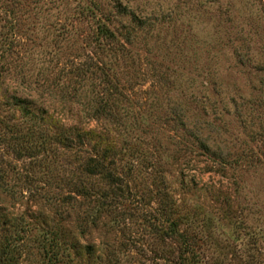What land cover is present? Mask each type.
<instances>
[{
	"label": "rangeland",
	"instance_id": "374dc122",
	"mask_svg": "<svg viewBox=\"0 0 264 264\" xmlns=\"http://www.w3.org/2000/svg\"><path fill=\"white\" fill-rule=\"evenodd\" d=\"M120 1L155 19L147 26L155 45L149 49L155 57H146L144 46L137 43L131 48L138 54L119 61L118 69L120 87L128 97L124 104L132 105L139 117L140 128L134 129L127 139L133 147L145 152L148 161L139 165L136 158L125 159L135 160L139 167L137 178L131 180L135 187L130 198L119 199L109 211L100 213L94 225L84 222L85 234L69 235L83 247L76 258L72 253L71 264H92L85 248L88 245L97 257L122 251L120 264H180L179 240L164 238L155 229L163 221L159 210L168 200L165 202L162 195V179L186 218L182 228L198 235L196 258L187 253L192 260L187 264H264V17L258 11L257 1ZM94 2L102 4L107 12L117 4L115 0ZM90 3L88 0H0V6L7 4L22 9L17 44L14 43L8 59L12 75H7V79L13 76L12 80L20 83V65H24L25 74L32 81L46 80L57 88L52 95L44 91V96L39 97L49 115L63 119L68 125L105 130L123 147L127 136L123 127L114 129L107 120L87 117L74 98L69 99L68 95L62 99L58 94L61 85L70 84V89L76 86L71 78L75 80L73 73L78 63L106 58L91 43L95 30L93 19L77 13L79 4ZM37 6H43L44 10L51 8L53 13L62 12L57 19L48 18L46 23V18L35 9ZM114 12L110 13L112 23L119 28L125 19ZM66 16L75 17L71 20L79 34L64 39L48 28L52 23L65 22ZM8 20L0 11V30L7 31L4 26ZM12 84L16 82L11 81ZM151 90L155 93L148 98ZM3 91L1 100L5 96ZM32 96H39L35 89ZM174 106L186 114L188 128L208 144L211 155L197 156L191 152L192 146L179 138L186 136V132L176 131L175 125L166 119ZM140 115L146 116L147 123L141 122ZM193 144L197 146L196 142ZM5 149L0 151V160L1 157L10 160L21 170H33L40 176L35 160H15L12 150ZM6 151L10 156L5 155ZM177 151L176 161L171 153ZM63 152L68 156L65 149ZM62 171L59 179L65 176ZM46 178L38 177L32 189L25 186V197L19 202L8 196L0 197L1 211L8 212L11 218L24 212L38 228L53 224L52 219L60 215L38 197V192L33 193L35 189L41 191ZM93 183L101 192L108 190L98 179ZM83 203L82 208L69 207L70 219L63 224L67 230L75 229L86 216L84 211L89 202L83 200ZM207 215L212 225L204 221ZM189 217L196 221L197 228L191 226ZM4 219L0 221V237L10 227L4 224ZM17 227L20 235V225ZM37 234L34 230L31 239L27 235L22 257L18 251L10 261L4 259L5 255L1 257L0 243V264H47L34 242ZM68 260L69 257L64 258L61 264H67Z\"/></svg>",
	"mask_w": 264,
	"mask_h": 264
},
{
	"label": "trees",
	"instance_id": "16d2710c",
	"mask_svg": "<svg viewBox=\"0 0 264 264\" xmlns=\"http://www.w3.org/2000/svg\"><path fill=\"white\" fill-rule=\"evenodd\" d=\"M88 1L91 3L79 4L77 13L81 17L93 19L95 30L91 35V43L102 55H106V58L85 61L82 64L78 63L73 73L75 80L71 78L76 86L74 85L70 89V84L61 85V90L57 93L62 99L68 95L69 99L74 98V102L80 106L87 117L98 121L107 120L115 127L114 129L123 127L127 134L123 147H119L117 140L105 130L68 125L64 123L63 119L49 115L45 102L40 98L44 96L45 92L52 95L53 92L57 91V88L53 83L47 84L46 80L43 82H41L42 80L39 82L32 81L31 77L25 74L24 65H20V83L12 80L13 76H10L9 80L7 79V75H12L8 59L11 56L14 43L17 44L18 31L21 27L18 17L22 9L7 4L0 6V11L7 18H10L4 26V28H8L7 31L0 30V93L4 90L5 95L3 100L0 99V151L3 150L4 152V147H6L9 151L12 150L15 160L25 158L35 160V166L40 169V171H36L40 173L41 177L45 175L47 178L43 181L41 191L36 189L33 190L34 192L31 191L34 194L38 192V197L46 205L53 208L55 214L60 215L59 218L52 219L53 224H48L47 228H38L33 225V221L28 220L27 214L24 212L20 213V216L11 218L8 212H2L0 209V221L5 218L4 224L8 223L11 227L4 232L3 237H0L1 247H3L1 257L5 255L4 259L9 261L16 258L18 251L22 257V247H24V242L27 239L25 237L27 235L30 237L31 233L36 230L38 234L34 242L37 243L41 258L47 264H61L63 259L67 257H69L67 264H71L72 253L76 258L80 255L79 249L83 247L78 245L79 242L70 238L69 235L71 233L76 234L74 232L85 234L86 230L82 227L84 222L94 225L97 220L99 221L100 213L109 211L111 207L119 203V199L130 198V193L135 187V185L132 186V182L137 178L136 172L139 173V167L134 164L135 160L132 161V159L136 158L139 165L148 161L145 152L133 147L130 140L127 139L130 134L134 133V129L140 128L137 120L139 117L136 116L132 105L124 104V99L128 97L124 94V88L120 87L118 69L121 68L119 61L122 59L127 61L129 57L132 58L133 55L138 54L131 48L137 43L144 46L143 50L146 57H150V59L151 56L155 57L154 52L149 49V47L151 48L150 45H154V43L152 36H149L150 31L147 30V26L155 19L152 20L151 17L129 8L127 4L124 5L119 0H115L117 4L113 6V10L108 11L109 13L99 2ZM255 1L259 5L258 11L261 12L263 18L264 0ZM35 9L41 13L40 16L46 18V23L48 18L57 19L58 14L62 12V10H58L53 13L51 8L44 10L43 6H37ZM114 10L117 17H121L123 21L125 19L123 23L120 22L119 28H116L112 23V14L110 13ZM72 18L67 17L65 22L58 21V24L55 22L56 25L52 23V27L48 30L55 32L59 38H71L73 35L79 34L77 33L78 30L76 31V25L71 20ZM150 64L153 69L156 68L154 64ZM9 81L16 82V84L10 85ZM33 84L37 85L33 87ZM55 85L60 87L56 83ZM33 89L39 94L38 98L32 96ZM152 93L155 91L151 90L150 94L148 93V98H151ZM151 106L153 107V104ZM185 118L186 114L181 113L174 106L170 109L166 119L175 125L176 131L186 132V136L183 135L179 138L185 144L188 143L192 146L191 152L197 153V156L211 155L208 144L202 139L199 140L196 136L197 133H192ZM140 120L147 123L144 115H140ZM138 138L135 137L137 142L143 144V142H139ZM195 142L197 146H194L193 143ZM64 149L68 156H64V152L61 153ZM178 152L171 153L176 161L179 159ZM5 153V155L10 156L9 152L6 151ZM127 157L132 159L125 160ZM61 158L64 159V163ZM4 163L5 165L2 166ZM24 171L19 168L17 163L10 160L4 161L1 157L0 197L8 196L14 202H19L25 197L26 190L32 189L33 184L40 176H36L37 172L33 170L25 169ZM61 171L65 173V176L59 179ZM96 179L105 183L108 190L102 192L98 190L93 183V180ZM161 185L164 186L162 195L165 202L168 200L159 210L163 221L160 227L157 225L155 229L164 238L179 240L181 243L180 264H187V262L192 261L186 255L187 253L196 258L194 251L197 246L198 235L192 234L187 228H182V225H185L183 220L186 218L178 210L177 202L169 194L167 183L163 179ZM25 186L29 188L26 189ZM63 189L68 190L63 191ZM83 200L88 201L89 206L91 204L90 208L89 206L85 208L86 216L75 229L67 230L63 224L65 220L70 219L69 207L82 208ZM189 219V223H192L191 226L197 228L196 221L190 217ZM114 220L113 222L116 223ZM204 221L207 222V225H212V219L208 215ZM19 225L20 232L24 234H17L16 228ZM19 239L20 243H18ZM85 248L89 250V259H91L92 264H120L119 253L122 252L120 250L111 255L108 253L103 258L95 256L91 245L85 246ZM29 254L32 256L33 253L29 252Z\"/></svg>",
	"mask_w": 264,
	"mask_h": 264
}]
</instances>
